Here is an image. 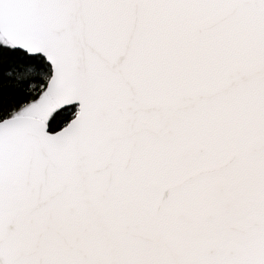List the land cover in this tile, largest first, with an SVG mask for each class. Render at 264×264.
<instances>
[{"label": "snow or ice", "instance_id": "6c2138e0", "mask_svg": "<svg viewBox=\"0 0 264 264\" xmlns=\"http://www.w3.org/2000/svg\"><path fill=\"white\" fill-rule=\"evenodd\" d=\"M0 264H264V0H0Z\"/></svg>", "mask_w": 264, "mask_h": 264}]
</instances>
